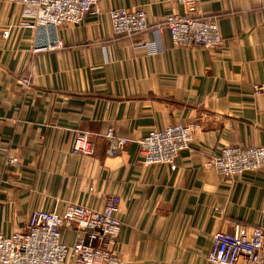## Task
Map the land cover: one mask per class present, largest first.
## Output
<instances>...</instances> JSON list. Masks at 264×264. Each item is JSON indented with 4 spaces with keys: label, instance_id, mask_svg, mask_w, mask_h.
Returning a JSON list of instances; mask_svg holds the SVG:
<instances>
[{
    "label": "crops",
    "instance_id": "obj_1",
    "mask_svg": "<svg viewBox=\"0 0 264 264\" xmlns=\"http://www.w3.org/2000/svg\"><path fill=\"white\" fill-rule=\"evenodd\" d=\"M97 8L79 25L30 28L22 6L0 0V232L24 230L36 209H103L116 194L122 264H210L217 231L264 227V169L228 179L205 167L227 146H264V0H198L196 16L219 22L217 50L173 44L166 18L187 11L179 0ZM116 9H144L148 31L115 36ZM56 40L62 49L34 50ZM180 123L199 126L191 147L172 165H143L138 142ZM110 129L129 140L117 154ZM77 130L92 135V155L72 152Z\"/></svg>",
    "mask_w": 264,
    "mask_h": 264
},
{
    "label": "built area",
    "instance_id": "obj_2",
    "mask_svg": "<svg viewBox=\"0 0 264 264\" xmlns=\"http://www.w3.org/2000/svg\"><path fill=\"white\" fill-rule=\"evenodd\" d=\"M24 8L22 24L25 27H63L79 25L88 15H97L100 0H12ZM198 0H179L187 7L184 14L166 18V28L177 47H202L217 50L223 45V37L216 18L196 16ZM113 34L131 37L148 31L149 21L144 9H116L110 13ZM8 32L3 36L8 37ZM145 44V45H144ZM141 45L147 46L148 43ZM61 40L50 41L36 47V52L62 49ZM21 83L29 90L30 79ZM259 93L262 87L255 86ZM199 126L177 124L163 130H151L139 145V160L145 166L172 165L178 155L188 150L194 142ZM108 153L124 150L128 139L119 137L113 129L104 136ZM92 135L75 131L72 152L92 155ZM7 154L8 149L3 148ZM8 163L17 160L9 158ZM206 169L232 179L245 172L264 169V146H227L219 155L212 156ZM121 198L111 194L105 197L103 209L89 208L70 203L63 212L32 211L27 227L10 236L0 232V264H122L118 255V239L124 224L119 218ZM75 233V242H63L62 231ZM244 258L247 264H264V227L233 223L232 232L217 231L207 260L210 264H238Z\"/></svg>",
    "mask_w": 264,
    "mask_h": 264
}]
</instances>
